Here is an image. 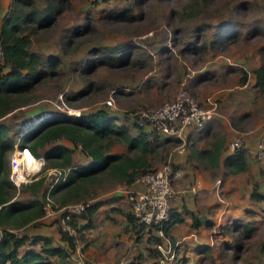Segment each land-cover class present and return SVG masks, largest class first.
<instances>
[{"label": "rangeland", "instance_id": "obj_1", "mask_svg": "<svg viewBox=\"0 0 264 264\" xmlns=\"http://www.w3.org/2000/svg\"><path fill=\"white\" fill-rule=\"evenodd\" d=\"M0 2L3 17L10 9L11 0ZM31 4L39 10L48 5H55L58 9L49 25L29 32L31 49L40 54L45 64L53 59L57 75L47 76L30 91L20 94V105L0 118V122L7 124V135L13 143L19 140L22 123L45 112L47 118L54 121L56 116L53 114L88 112L105 105L115 115H123L161 105L184 89L201 104L208 97L215 100V117H227L230 121L243 117L236 136L250 134L247 129H252L257 123L264 125V89L254 87L252 73L254 68L264 64V0H32ZM23 7L29 10L31 6L25 4ZM123 10L133 18L122 20L113 15ZM191 12L196 15H186ZM211 39H221L216 48L208 45ZM197 41L204 43L207 49L192 54L191 46ZM125 43L134 48L123 51ZM102 47L119 48L122 54L129 53L134 60L126 66L98 65L92 72L85 65L86 61L96 57L94 52ZM203 74L209 78L197 80L198 76L204 77ZM109 98L113 104L110 107L105 103ZM158 143L161 145L150 156L155 168L186 153V149L182 152L175 149L174 138L160 136ZM112 150L123 151L125 146L118 140ZM74 153L75 165H82L84 156L78 149ZM53 163L54 159L45 158L39 172L43 185L38 197L43 203L46 202L43 189L52 187L58 180L53 172L58 167ZM258 169L263 174L264 168L258 166ZM215 174L221 177V184L215 187L217 198L203 204L204 209L199 210V217L208 219L209 225L202 224L200 230L191 232L189 236L170 234L171 240L179 241L176 247H161L162 251L159 250L157 255L153 239L146 237V240L135 241L132 234V242L124 246L121 215L113 220L112 225L105 227L96 222L98 227L91 231H109L118 227L122 233L118 237L119 244L106 248L93 245L82 252L83 244L79 242L77 251L73 253L76 263L107 264L115 257L120 264H264V202L246 197L249 189L240 183L234 193L236 199L239 195L242 198L228 202L230 196L227 192L232 187L228 185V179L231 175L222 170ZM107 178L99 173L91 178L93 181L80 182L83 190L78 196L95 201L97 198L105 199L111 190L121 189L122 184L115 187ZM248 179L264 193L263 178L257 181L249 174ZM23 184L19 188L14 185L19 189L15 192V200L28 201L35 197L28 191H20ZM135 185L134 182L128 190H134ZM60 194H48L53 215L43 218L46 226L58 218ZM76 200L71 197L68 204ZM245 209L253 210L254 214L245 213ZM234 215L245 220L253 219V216L258 219L257 230L251 238L244 239L238 230H234ZM34 223L37 222H30L22 229L17 219L10 227L19 235L20 232H40L35 230ZM53 226H48L45 232L53 231L58 235L57 224ZM99 230L94 237L100 243L104 233ZM210 241L212 243L208 244ZM223 241H237L240 247L227 249ZM196 243L207 244L209 252L196 253L193 250Z\"/></svg>", "mask_w": 264, "mask_h": 264}, {"label": "trees", "instance_id": "obj_2", "mask_svg": "<svg viewBox=\"0 0 264 264\" xmlns=\"http://www.w3.org/2000/svg\"><path fill=\"white\" fill-rule=\"evenodd\" d=\"M31 3L32 0H11L10 9L3 17L0 14V118L5 117L20 105L18 103L20 94L30 91L47 76L57 75L53 59L45 64L40 54L31 49L29 32H33L37 27L49 25L58 9L55 5H48L43 10H39ZM25 4L31 6L29 10L23 7ZM113 15L122 20L133 18L125 10ZM186 15L191 17L196 13L191 12ZM221 39H211L208 45L216 48ZM132 47L125 43L123 51ZM206 49L204 43L197 41L192 44L190 53H201ZM94 54L96 57H92L85 64L91 68L92 72L98 65L126 66L134 60L129 53L122 54L121 50L115 47H102ZM252 73L255 77L254 86L263 90L264 64L254 68ZM53 116H56V120L44 119L24 133L18 144L20 147L28 148L34 155L54 159L55 167H72L71 173L63 181L58 179L50 189L49 187L43 189L45 198L47 193L49 195L61 193L57 200L59 204L56 203L59 207L67 205L71 197L76 198V202L85 199L83 196L82 198L78 196L83 190L80 182L93 181L91 178L99 173L105 174L111 180L132 183L140 174L155 169L150 156L156 152L161 143H158L160 136L154 131H146L134 122L130 125L118 124L116 123L118 117L102 107L75 115L66 113V115L53 114ZM7 129V124L0 122V264H78L73 258V253L79 247V242L83 244L80 248L82 252L86 250L85 232L94 227L93 215L103 201H92L76 218L72 216L70 222L76 228L75 236L62 229L60 221L65 214L60 213L54 221L57 224L60 242H53L51 237L42 234H17L10 227L14 221L19 219L22 224L34 222L35 219L45 215V202L43 203L38 197L43 180H39V177L36 181L22 185L20 191H28L35 196L34 198L28 201L14 199L15 192L19 189L8 179L9 154L14 143L8 138ZM62 140L70 142L72 147L64 145ZM118 140L123 142L125 150L111 152V148ZM76 148L88 158L87 164L75 165L73 152ZM224 149H226L224 137H215L201 149L190 146L189 156L195 155L197 159L204 161L206 166L214 168L219 166ZM248 157L245 149H236L225 156L224 166L233 174L244 172L248 168ZM176 168L172 165L173 171ZM262 172L264 174V171ZM250 197L255 201L264 202V193L258 191L255 185ZM53 207L56 209L55 202ZM245 213L254 214V211L245 209ZM124 215L131 230L140 233L145 229L146 226L138 223L130 210ZM233 219L234 230H238L244 239L251 238L257 230L258 219L254 216L253 219L247 220L241 217ZM182 220L181 214L171 209L169 219L163 223L162 235L169 234L171 226ZM78 221H82V225H78ZM192 224L198 226L196 217H193ZM149 228L157 229V226ZM155 239L159 241L160 237L157 236ZM222 244L227 249L240 247L237 241L233 243L223 241ZM24 245L28 247H22ZM193 250L196 253L205 254L209 252L210 247L207 244L198 243Z\"/></svg>", "mask_w": 264, "mask_h": 264}, {"label": "crops", "instance_id": "obj_3", "mask_svg": "<svg viewBox=\"0 0 264 264\" xmlns=\"http://www.w3.org/2000/svg\"><path fill=\"white\" fill-rule=\"evenodd\" d=\"M134 48V47H133ZM204 75V74H203ZM209 78L207 74L197 77V80L199 79H207ZM255 81V77H254ZM257 88L256 86H254ZM259 89V88H257ZM260 90V89H259ZM101 108V107H100ZM102 108H106V106H102ZM108 109V108H106ZM112 115H115L114 113L110 112ZM243 115V114H242ZM118 117V120L116 123L118 124H128L130 125L133 122V118L130 113L123 114V115H115ZM244 119L243 117L240 118ZM240 120L230 121L227 119V117L224 118H218L214 117L210 120H208L204 127L202 128H194V127H188L186 130V139H187V146H186V153L180 154L177 158L174 157L172 159V165L176 166L175 173L176 175L172 179L173 187L175 189V196L171 199L170 205L171 209L177 210L181 216L183 217V220L181 222L174 223L171 228L169 234L166 236L162 235L155 230L152 231V228L145 227V229L140 232L136 233L133 230L130 229L129 222L127 221L124 213L129 211V200L127 196V192L130 191L128 188L134 183H126L121 182L118 180H111L110 177L107 178V180L111 181L114 185L117 186L118 184H122L121 189L118 190H111V192L107 193L104 197L105 199H99L97 198L95 201H103V203L99 206L97 211L93 215V223L94 227L96 226V222L99 224H102L104 227L108 226L109 224L112 225V222L116 218L122 219V227L125 234V242L123 243L124 246H126L128 243L132 242V235L134 236L135 241H141V239L146 240L147 239H153L155 242V250H157V255L160 254V247H167L170 243H174L175 241L171 240L170 234H174V236H182L186 235L189 236L191 232L194 231V233L197 230H200V226L202 224L209 225L208 219L199 217V210L204 209L203 204H208L210 201L215 200V197L217 198V194L215 193V187L219 184H221V177L218 174H215L217 170L224 171L225 173H228V175H231L228 179V185L232 186L227 192L228 202L232 201H240L239 198H242V195H239V198L236 199V195L234 193L235 187L237 184H241L242 186L249 189V194L247 193L246 197H250L251 190L253 186H256V183L250 182L249 183V174L250 178L256 179L257 181H261L264 175L259 172L258 166L263 169L264 166L260 165L255 159L252 157H248V168L244 172H238V173H230L229 170L224 166V158L228 153H231L232 151L228 150L227 148L224 149L223 154L220 157L219 166L211 168L209 166L205 165V162L202 160H199L195 157V155L189 156V147L193 145V148L195 149H201L205 146H207L208 141L215 137H224L225 143H227L228 140L232 139L236 136L237 133V127H241L239 125ZM146 131H149V128L144 129ZM250 134L243 135L244 142L247 147L254 148L260 138H264V125L261 126L260 124H255L252 129H247ZM151 132V131H150ZM62 143L68 147H72V144L66 140H62ZM113 148V147H112ZM111 148V152H120V151H113ZM78 149V148H76ZM74 149V150H76ZM79 150V149H78ZM75 152V151H74ZM73 152V160H75L76 154ZM81 153V152H80ZM84 156V155H83ZM84 161L82 164H87L88 158L84 156ZM54 166V165H53ZM55 167V166H54ZM264 171V169H263ZM245 174V175H243ZM261 177V178H260ZM237 179V181L235 180ZM240 178V179H239ZM224 180V179H223ZM227 181V179H226ZM220 186V185H219ZM257 188H259L257 186ZM258 191L259 190L257 189ZM232 191V192H231ZM242 192H240L241 194ZM235 217H239V215H234ZM193 217H196L198 220V226L193 225ZM44 217H40L35 219L37 223H34L35 230H40V232L35 233L34 231L31 232H22V234L27 235H35V234H42L51 237L53 242H60L59 241V233L54 234L52 231L51 235L50 232H45V229H48V226H52L54 228V223L48 224L46 226L45 221L43 219ZM241 218H244L241 216ZM44 221V222H43ZM32 221H29L27 223H21L20 228L24 227L28 223ZM50 223V222H49ZM42 224V225H41ZM45 225V226H44ZM98 226H96L97 228ZM23 229V228H22ZM118 227L117 228H111L108 230H94V233H91L92 229L88 230L87 233L85 232V238H86V249L88 247H91L93 245L98 247H111V246H117L120 242L118 237L122 234ZM103 234L104 236L101 237V242L99 243V240L97 242V238L94 237L97 232ZM21 233V232H20ZM132 234V235H131ZM159 236L160 240H156L155 238ZM171 237V238H170ZM128 239V240H127ZM116 240V241H114ZM127 240V241H126ZM114 242V243H113ZM113 243V244H112ZM198 243H196L193 247H196ZM22 247H28V245H24ZM94 247V246H93ZM159 251V252H158ZM107 264H120V261L118 259H115V257L112 258V262H107ZM128 264V263H126Z\"/></svg>", "mask_w": 264, "mask_h": 264}, {"label": "built area", "instance_id": "obj_4", "mask_svg": "<svg viewBox=\"0 0 264 264\" xmlns=\"http://www.w3.org/2000/svg\"><path fill=\"white\" fill-rule=\"evenodd\" d=\"M99 1V0H92ZM1 57V52H0ZM107 106H112V100L105 101ZM201 104L186 89L179 91L173 99L163 102L161 105L152 108L139 109L131 112L133 122L143 129L149 128L158 136L171 137L176 140L175 149L178 152L185 151L187 146L186 130L188 127L202 128L205 123L212 119L216 114L217 103L211 98H206ZM67 114H79L67 113ZM43 113L38 117H32L20 126L19 136L21 137L30 128L36 126L43 118L47 117ZM52 115V114H51ZM19 137V139H20ZM19 142V140H18ZM14 143L13 149L9 154L8 179L17 188L21 184L39 178V172L45 163L43 156L34 155L31 151L25 153L26 147H20ZM226 148L230 151L245 149L249 157H252L264 165V138H260L254 148L247 147L241 135H237L226 143ZM72 167L54 168L53 172L57 179L64 180L70 173ZM176 175L172 170V162H166L162 166L140 174L134 182L135 189L127 193L129 200V210L138 223L146 227L157 226V231L162 234V226L170 217V201L175 196L172 179ZM51 186V185H50ZM51 187H49L50 189ZM44 205L45 215H53L49 205L51 200L47 193ZM92 201L81 200L67 204L58 209L65 214L61 218V225L64 231L71 235H76V228L71 224L72 216L75 218L85 210ZM48 206V207H47ZM49 210V213H48ZM59 213V214H60ZM82 225V221L77 222ZM212 242L210 241L211 244ZM179 241L170 243L167 247H176ZM160 251L162 248L158 246ZM78 249V248H77ZM77 251V250H76ZM84 257V255L82 254ZM76 260V259H75ZM83 263V259L82 262Z\"/></svg>", "mask_w": 264, "mask_h": 264}, {"label": "clouds", "instance_id": "obj_5", "mask_svg": "<svg viewBox=\"0 0 264 264\" xmlns=\"http://www.w3.org/2000/svg\"><path fill=\"white\" fill-rule=\"evenodd\" d=\"M45 118H47V117H45ZM45 118H43V120H41L40 122L44 121ZM40 122H39V123H40ZM39 123H38V124H39ZM38 124H37V125H38ZM37 125H36V126H37ZM34 127H35V126H34ZM32 128H33V127H32ZM30 129H31V128H30Z\"/></svg>", "mask_w": 264, "mask_h": 264}, {"label": "bare ground", "instance_id": "obj_6", "mask_svg": "<svg viewBox=\"0 0 264 264\" xmlns=\"http://www.w3.org/2000/svg\"><path fill=\"white\" fill-rule=\"evenodd\" d=\"M29 151H30L29 149H26L25 153L28 154Z\"/></svg>", "mask_w": 264, "mask_h": 264}]
</instances>
